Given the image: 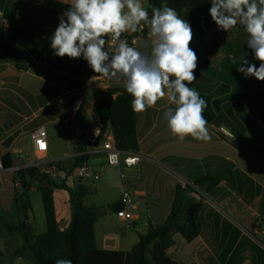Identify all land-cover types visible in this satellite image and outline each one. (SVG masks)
I'll use <instances>...</instances> for the list:
<instances>
[{
  "label": "crops",
  "instance_id": "crops-1",
  "mask_svg": "<svg viewBox=\"0 0 264 264\" xmlns=\"http://www.w3.org/2000/svg\"><path fill=\"white\" fill-rule=\"evenodd\" d=\"M195 1L192 9L210 4V0ZM142 4L145 8L149 6L147 0H142ZM69 7L61 0H0V10L8 21L0 42L6 40L20 48L27 67L18 70L15 62L12 67L0 64V163L3 167L0 170V264H31L27 257L17 256L24 241L19 232L11 234L9 227L24 222V232L33 245L48 230L45 215L41 232L31 234L37 221L30 198L29 207L25 203L27 198L20 199L25 195L24 187L15 188L16 174L29 163L44 158L69 167V162L80 155L76 151L78 139L86 136L89 141H95L98 137L100 120L96 103L107 99L103 93L91 98L83 112L82 101L74 102L71 115L69 110L65 112L69 105L61 103L67 100L64 96H79L83 91L79 84L83 82L80 74L85 60L57 57L50 48V37ZM220 31H212L207 39L192 43L198 56L194 73L197 79L188 85L207 101L204 116L211 140L187 136L181 141L173 136L163 118L164 110L170 106L167 97L154 108L136 113L140 145L136 154L141 161L128 171L130 174L127 172L121 183V192L129 189L138 200L128 207L136 219H120L121 225L112 227L108 218L115 215L105 210L95 225L99 249L131 251L140 234L166 221L178 184L193 185L196 179L212 176L219 182L209 194H202L201 234L187 242L179 233H172L167 255L177 264H223V252L229 244L231 248L234 231L240 230L243 233L237 237L238 248H256L264 258V242H258L254 235L259 221L264 220V128L258 125L264 120V90H255L254 77H245L237 71L236 64L244 53L255 64L252 50L246 45V31L231 29L229 47L225 50L221 48ZM227 54L231 59L228 63L222 60ZM54 89L60 93H53ZM57 100L60 102L56 104ZM22 101L27 112L20 108ZM40 127L48 134L49 149L45 156L35 154L31 138L33 131ZM86 153L89 155L86 161L95 172L108 173L111 166L104 155L92 153L89 147ZM162 182L167 185V191L161 190ZM65 183L73 189L79 184L87 188L89 185L74 178ZM30 184V191L39 190L38 182ZM231 187L242 194V208H231ZM61 190L64 189L55 190L57 203L53 201V207L58 231L64 232L70 225L71 209L68 195L63 199V213L59 214L57 196ZM84 203L93 206L87 200ZM251 226H254L252 234ZM227 258L231 262V250Z\"/></svg>",
  "mask_w": 264,
  "mask_h": 264
},
{
  "label": "clouds",
  "instance_id": "clouds-1",
  "mask_svg": "<svg viewBox=\"0 0 264 264\" xmlns=\"http://www.w3.org/2000/svg\"><path fill=\"white\" fill-rule=\"evenodd\" d=\"M70 5L50 37L57 57L83 58L96 73L117 82L123 78L132 97L135 113L154 108L167 97L170 106L163 112L167 127L181 141L187 136L211 140L204 116L207 101L188 85L196 79L198 56L190 47L193 30L188 21L167 5L152 7L151 16L142 0H61ZM209 14L219 30L228 32L237 25L248 34L246 45L259 67L239 57L237 71L245 77L264 81V0H210ZM146 26L150 53L129 46L122 34ZM118 41L114 52L106 48L107 38ZM135 43V41H133ZM174 77V79H173ZM56 264H72L58 259Z\"/></svg>",
  "mask_w": 264,
  "mask_h": 264
},
{
  "label": "trees",
  "instance_id": "trees-1",
  "mask_svg": "<svg viewBox=\"0 0 264 264\" xmlns=\"http://www.w3.org/2000/svg\"><path fill=\"white\" fill-rule=\"evenodd\" d=\"M211 4L198 6L192 9L190 24L194 37L197 41L205 39L212 31L218 30L209 14ZM151 9L149 15L151 16ZM233 29L243 30L244 27L237 25ZM0 51L11 56L18 70H25L24 54L20 48L9 41L0 42ZM260 61L255 60L259 67ZM174 79V77H173ZM194 84V82L192 83ZM254 89L264 90V81H258L254 77ZM132 97L124 91L116 99H100L96 103V110L100 120V134L95 140V145L102 142L105 135L112 131L117 146L125 152H139L137 135V115L131 109ZM90 141L82 136L77 141L76 151L80 154L75 157L69 167L62 162L55 165L57 170L70 174L81 163L86 162L89 155L86 153ZM18 175L23 180L26 193L31 189L32 182L39 183V189L55 191L56 189L67 190L70 194L71 221L64 231H58L56 224L53 201H45V215L48 230L45 234L37 237L35 245L25 234V223L21 222L16 227H9V232H19L24 245L18 255L27 257L31 264H56L58 259H68L72 264H177L167 255V250L172 244V233H179L187 242H192L201 234L203 225L200 213L203 207L202 194H209L218 182L212 176L196 179L193 185L178 184L175 189L170 215L166 221L157 226L150 227L146 234L139 235L138 243L129 252L101 250L97 246L95 225L103 212L95 206L86 205L84 202L89 195L85 185L79 184L75 189L68 187L65 180H51L50 176L41 173L38 168L22 170ZM53 194V193H52ZM28 207L30 201L27 196L25 202ZM113 212L121 210L120 203L111 206ZM151 257H148V253Z\"/></svg>",
  "mask_w": 264,
  "mask_h": 264
},
{
  "label": "rangeland",
  "instance_id": "rangeland-1",
  "mask_svg": "<svg viewBox=\"0 0 264 264\" xmlns=\"http://www.w3.org/2000/svg\"><path fill=\"white\" fill-rule=\"evenodd\" d=\"M149 4V6L147 8H152V7H162L163 5H167L168 7L173 8L174 10H176L178 12V14L185 19L186 21H188L190 23V14L192 11V6L196 3L195 0H156L155 5L153 4L152 0H147ZM201 2V1H199ZM191 25V24H190ZM7 30V26H5L2 22H0V36L1 38L4 36V32ZM215 31H219V30H215ZM221 33V48L225 50V48L229 47V38H230V33L231 30H229L228 32L225 31H220ZM207 39V36H206ZM197 41L195 39V37L193 36V40L190 44V47L192 48V43ZM209 53V51H208ZM207 53V54H208ZM225 62H231L230 56L227 54L226 57H223L222 59ZM14 59L9 56L6 55L4 53H0V64H5L6 67L13 65L14 63ZM89 71V66L87 64V61H84L83 64V70L80 74V77L82 79V81L84 82L85 77L87 76ZM80 83L79 87H83L84 83ZM13 88V92H15ZM83 90L82 93L79 96H64V99L67 100H63L61 103L63 104V102L67 103L68 109L65 110V112H67L69 110V114L71 113V109L72 107H74V102H79L82 101V107H81V112H83V110L86 108V104L87 102L91 99V98H97L100 96V92L98 89H93V90ZM12 93V91H11ZM16 93V92H15ZM53 93H60V91H57L56 89H54ZM64 93V92H63ZM16 95V94H13ZM60 100H57L55 103H59ZM20 108L22 109L23 112H27L26 106L24 104V101L19 102ZM60 103V104H61ZM59 105V104H58ZM67 113V114H68ZM71 115V114H70ZM39 161V160H36ZM72 163V162H69ZM86 163L88 164V162L86 161ZM68 166V165H67ZM42 173V170H41ZM130 174V172H128ZM16 178V183L20 182V184L23 186V180L22 178L16 174L15 176ZM52 180V178H51ZM57 181H61V179L57 180ZM133 180H129V182H132ZM33 183L31 179H29V183ZM121 183H122V179L120 177V172H118L113 166H111V168L108 169V173H106L105 175L100 174V178L98 181L96 182H89L88 184V190H89V195L87 197V201L89 202V204H92L95 207H98L102 212H105V210H107V212L113 216L112 218H108V222L110 224V226L112 227H118L119 225H121L120 219L116 212L112 211L111 206L115 203L118 202L120 195L122 194L121 192ZM161 190L162 191H167V185L162 182V184H160ZM23 189V188H21ZM24 193L25 195H23L20 199L24 200L27 198V196L30 198L32 205H33V215L37 221V224L33 226V231L31 234H38L41 232V229L45 223V201L46 200H50V201H54L55 196L54 193L55 191H47L44 189H39V190H34V191H30L29 190V195L28 193H26L25 189H24ZM53 193V194H52ZM20 194V193H19ZM70 195L69 192L67 190H61L59 191V195L57 197L58 198V208H59V214L63 213V199H65L66 196ZM243 199L242 194H240L238 191L234 190L231 187V208L233 207H238L242 208V204L243 202L240 200ZM55 202V201H54ZM53 202V205H54ZM133 202L137 203L138 200L137 198L135 199L133 197ZM57 203V202H55ZM55 210V208H54ZM56 214V212H55ZM126 225V224H124ZM254 230V226H251L250 231ZM249 231V232H250ZM251 231V234H252ZM100 233V231H99ZM243 232L240 230H235L234 231V236L231 237V248H230V244L226 247L225 251L223 252L222 258L224 259V263L223 264H264V258H263V254L261 252V250H258L256 248H245V249H239L236 242H237V237L242 234ZM253 237V236H252ZM254 238V237H253ZM256 239V238H255ZM257 241L259 242L258 238ZM256 241V242H257ZM257 242V243H258ZM231 250V262L228 263V254L229 251ZM227 256H224L226 255ZM148 257H151V253H148Z\"/></svg>",
  "mask_w": 264,
  "mask_h": 264
},
{
  "label": "built area",
  "instance_id": "built-area-1",
  "mask_svg": "<svg viewBox=\"0 0 264 264\" xmlns=\"http://www.w3.org/2000/svg\"><path fill=\"white\" fill-rule=\"evenodd\" d=\"M150 4V3H149ZM149 10V8H146ZM0 22L7 26L8 21L4 18L3 11L0 10ZM121 39H126L129 46L138 47L142 44H147L146 48H141L142 51H148L150 53V41L148 39V32L146 26L143 24L135 33L122 34ZM135 41V43H133ZM118 41H113L111 37L107 38L106 48L110 52H114L115 46ZM86 61V60H85ZM84 86L82 90H93L98 89L102 92L107 99H116L125 90L123 85V78L120 81L109 80L100 74H96L90 67L87 76L84 79ZM258 125L264 128V120L259 121ZM98 136L100 129L97 131ZM32 141L34 143V152L36 155L45 156L48 152V134L44 127H40L33 131L31 134ZM41 142L44 147H41ZM89 149L92 153H100L104 155L105 160L109 166L117 167L120 172L122 180L126 178L127 172L137 167L141 161L140 155L136 153H130L122 151L118 148L114 133L109 131L100 146L95 145V141H90ZM45 158L40 162L29 163L25 169L38 168L42 173L50 176L53 180H65L67 182L70 178L77 179L81 182H96L100 178V173L95 172L86 162L81 163L77 166L70 174L60 172L57 170L56 163L52 161H44ZM3 169L0 163V170ZM15 188L21 189L22 185L20 182L15 183ZM134 193L129 189H124L119 203L122 208L116 214L119 218L125 221H134L135 214L128 210V207L133 206ZM254 235L259 239L260 243L264 242V220L259 221Z\"/></svg>",
  "mask_w": 264,
  "mask_h": 264
},
{
  "label": "water",
  "instance_id": "water-1",
  "mask_svg": "<svg viewBox=\"0 0 264 264\" xmlns=\"http://www.w3.org/2000/svg\"><path fill=\"white\" fill-rule=\"evenodd\" d=\"M152 2H153V4L155 5V3H156V0H152Z\"/></svg>",
  "mask_w": 264,
  "mask_h": 264
},
{
  "label": "snow or ice",
  "instance_id": "snow-or-ice-1",
  "mask_svg": "<svg viewBox=\"0 0 264 264\" xmlns=\"http://www.w3.org/2000/svg\"><path fill=\"white\" fill-rule=\"evenodd\" d=\"M41 147H44L43 143L41 142Z\"/></svg>",
  "mask_w": 264,
  "mask_h": 264
}]
</instances>
